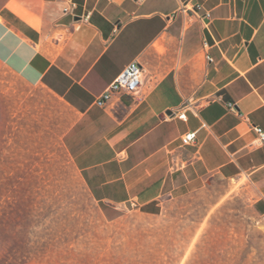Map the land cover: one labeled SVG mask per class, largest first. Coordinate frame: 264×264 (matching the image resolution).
I'll list each match as a JSON object with an SVG mask.
<instances>
[{"label":"crops","instance_id":"obj_1","mask_svg":"<svg viewBox=\"0 0 264 264\" xmlns=\"http://www.w3.org/2000/svg\"><path fill=\"white\" fill-rule=\"evenodd\" d=\"M134 60L140 95L95 104ZM0 64L63 102L62 145L107 210L219 178L264 214V0H1Z\"/></svg>","mask_w":264,"mask_h":264},{"label":"rangeland","instance_id":"obj_2","mask_svg":"<svg viewBox=\"0 0 264 264\" xmlns=\"http://www.w3.org/2000/svg\"><path fill=\"white\" fill-rule=\"evenodd\" d=\"M68 121L0 64V264H264V214L219 178L148 209L101 206L62 145Z\"/></svg>","mask_w":264,"mask_h":264},{"label":"built area","instance_id":"obj_3","mask_svg":"<svg viewBox=\"0 0 264 264\" xmlns=\"http://www.w3.org/2000/svg\"><path fill=\"white\" fill-rule=\"evenodd\" d=\"M74 4L66 7L65 11L71 10ZM200 8V6H198ZM210 16V13H206ZM144 68L142 64L136 60L129 62L123 67L119 74L108 84L105 90L100 93L95 100V104L101 107H108L112 104L122 101L124 97L137 98L140 95L143 85ZM233 107V104L230 105ZM185 116L181 114V117ZM259 135V139L264 142V130L259 126H253ZM182 143L191 144L196 139V131H191L182 136Z\"/></svg>","mask_w":264,"mask_h":264}]
</instances>
